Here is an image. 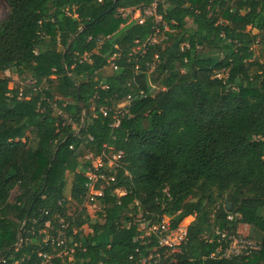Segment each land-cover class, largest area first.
Masks as SVG:
<instances>
[{
	"label": "trees",
	"instance_id": "16d2710c",
	"mask_svg": "<svg viewBox=\"0 0 264 264\" xmlns=\"http://www.w3.org/2000/svg\"><path fill=\"white\" fill-rule=\"evenodd\" d=\"M152 1L117 0L112 9L115 0H6L8 14L0 21L1 264H42L39 253L51 256L48 264H66L45 237L56 235L55 217L67 219L59 202L68 177L70 197L82 202L90 164L78 155L81 140L73 129L82 115L79 133L92 137L86 148L98 153L107 144L123 159L99 199L102 223L86 216L66 229L78 244L72 264H130L136 250L145 255L155 248L141 239L142 223L169 218L175 229L187 217L194 220L185 242L162 264H264V0H167L159 14L173 30L168 45L149 47L141 62L158 57L153 82L159 89L152 94L147 76L139 74L136 83L148 96L111 128L98 108L124 103L138 91L129 54L153 26L148 20L121 28L117 10ZM97 40H103L99 48ZM84 54L88 61H81ZM113 55L118 69L106 74ZM6 72L28 83L9 88ZM229 213L240 219L228 222ZM46 221L53 230L43 233ZM240 224L257 232L261 251L209 258L214 230ZM83 225L91 233L72 234Z\"/></svg>",
	"mask_w": 264,
	"mask_h": 264
},
{
	"label": "built area",
	"instance_id": "2783aa9c",
	"mask_svg": "<svg viewBox=\"0 0 264 264\" xmlns=\"http://www.w3.org/2000/svg\"><path fill=\"white\" fill-rule=\"evenodd\" d=\"M166 1L167 0H153L147 5L141 4L135 8L117 10V16L123 20V24L120 26L121 28L129 24L142 26L148 20L152 21L153 26L151 29L152 33L144 41H139L138 39L133 41L134 46L129 54V57H132L134 60L132 68L133 84L138 88V91L135 94H128L124 103L112 107L101 106L98 108V113L101 114L102 117L110 118L111 128H117L122 121L131 118V104L134 103L135 100H142L148 96V93L139 89L136 83V77L139 74L144 73L147 76L149 83V76L155 71L158 57L154 56L150 63H141L143 57L147 53L149 47L159 45V40L165 41L168 39L166 36L167 33H173V30H170L166 23L163 22L162 16L159 14V7L163 6ZM67 15L69 14L67 13ZM102 43L103 40H97V48H99ZM181 49H183V47ZM117 57L118 55L110 57L107 61V65L103 67V70L116 71L118 69L116 64ZM88 60V54H84L81 58V61ZM127 87H130V83L127 84ZM152 88L153 87L151 86V89ZM19 97H21V92L19 93ZM53 108L57 115L62 117L67 124H71L70 117L63 114L55 104L53 105ZM83 117L85 116L82 115L81 123L76 125V129L73 125L77 138L81 140L79 148L86 149V154L81 159L88 161L90 164L89 168L84 173L86 181L84 184L85 191L83 193L82 202L77 204L72 200L69 194L66 195L59 203L62 204L65 202V216L67 219L62 216L55 217L57 226L54 233L56 235H47L45 237V242L49 241V245L53 247V249L58 250L56 257L61 258L63 261L65 260L66 264H72L74 248L78 246V244L72 240V237L67 236L66 229L70 223L74 224L79 219L84 220L86 216H89L94 220L99 219V215L103 214L99 199L103 196L105 186L115 182L116 174L118 169L122 166L123 159V152H116L114 151V148L107 144L102 145L101 150L98 153H94L89 148H86V145L92 141V137L83 136L79 133L80 129L82 131L85 126L86 117L84 121ZM94 117L95 112L93 110L92 118ZM114 193L117 195H123L124 191L116 189ZM71 204L77 206L75 212L72 213L69 212ZM239 219L240 215L238 214L229 213L226 216L228 222L238 221ZM33 222L35 223L36 220H33ZM84 226L86 225L81 226L79 229L73 228L72 234L76 235L78 232L87 234L84 233ZM47 230H53L50 221L44 223L43 233H46ZM140 230L143 232L140 236L141 239H146L147 244L154 243L155 248L145 255L136 250L135 256L129 258L130 264H162V258L164 255L166 256L169 253H176L179 251L180 246L186 240L187 233V227H180L178 225L175 229L171 228L169 218H162L158 223L142 225ZM88 233H91V230ZM212 241H215L216 249L209 256L211 259H241L258 253L262 249L260 241L254 240L239 232L238 226L232 230L228 227L221 229L216 228V230H214V239ZM68 242L73 246H67ZM20 243L21 241H19V244ZM38 256L42 258V264H48L51 258V256L44 253H39ZM1 263H4V260L0 252V264Z\"/></svg>",
	"mask_w": 264,
	"mask_h": 264
},
{
	"label": "rangeland",
	"instance_id": "374dc122",
	"mask_svg": "<svg viewBox=\"0 0 264 264\" xmlns=\"http://www.w3.org/2000/svg\"><path fill=\"white\" fill-rule=\"evenodd\" d=\"M8 10H9V8H8V4H7V2H6V0H0V21L1 20H3V19H5L6 18V16H7V14H8ZM163 40H159V45H161V47H162V49L164 48V47H166L168 44L166 43L167 42V40H165V41H163ZM254 49H255V51H256V55H259V53H258V51H259V47L258 46H255L254 47ZM261 62H263L264 63V58H262L261 59ZM105 73L106 74H109L110 73V70H105ZM154 73H151L150 74V76H149V83H150V85L153 87L152 88V94H154V93H156L157 91H158V87H157V85L153 82V78H154V75H153ZM4 75L5 76H7V77H9V79H10V83H9V88H12V87H19L20 85H22V84H25L24 82L25 81H27V83H28V80H22V79H20V78H18L16 75H13V74H10L9 72H6V73H4ZM30 77V76H29ZM29 79V78H28ZM92 107H90V113H92V111H93V105H91ZM74 128L76 129V125H74ZM86 154V149L85 148H81L80 149V153L78 154L81 158L84 156ZM67 186H66V189H65V194L66 195H68L69 194V188H70V181H71V177H68L67 178ZM123 193V192H122ZM17 195V190H14V191H12V193H11V196H10V201L11 200H13L14 199V197ZM119 196H121V195H119ZM130 207H133L132 205H130ZM77 209V206L75 205V204H71L70 205V207H69V212L70 213H72V212H75V210ZM259 213H260V215L261 216H264V207H262L260 210H259ZM187 218H189L188 219V221H182L180 224H179V226L180 227H188V225L194 220V218L193 217H187ZM98 222H100V223H102V219H100V220H97ZM144 226V225H146V224H141L140 225V227L141 226ZM246 226H243L242 224H240L239 225V228L238 229H240L239 231H243L244 232V234H246L248 237H250V238H252V239H254V240H257L258 239V237H257V232H255V230L254 229H252L251 227H248V229L247 228H245ZM91 230V229H90ZM90 230L86 227V226H84V233H88V232H90Z\"/></svg>",
	"mask_w": 264,
	"mask_h": 264
},
{
	"label": "water",
	"instance_id": "95a60500",
	"mask_svg": "<svg viewBox=\"0 0 264 264\" xmlns=\"http://www.w3.org/2000/svg\"><path fill=\"white\" fill-rule=\"evenodd\" d=\"M116 3H117V0H115V2H114V5H113V7H112V9H114L115 8V5H116ZM111 9V10H112ZM83 28H85V27H83ZM85 120V117H83V121ZM80 132H81V129H80ZM227 207H228V209H229V207H230V205L228 204L227 205Z\"/></svg>",
	"mask_w": 264,
	"mask_h": 264
},
{
	"label": "crops",
	"instance_id": "0c3cea01",
	"mask_svg": "<svg viewBox=\"0 0 264 264\" xmlns=\"http://www.w3.org/2000/svg\"><path fill=\"white\" fill-rule=\"evenodd\" d=\"M51 79H54V77H51ZM264 217V216H263ZM243 225V224H242ZM243 226H246L245 228H247L248 229V227L249 226H247V225H243ZM238 228H239V225H238ZM238 230H240V229H238ZM239 232H241L242 234H244V232L243 231H239ZM244 235H246V234H244Z\"/></svg>",
	"mask_w": 264,
	"mask_h": 264
}]
</instances>
